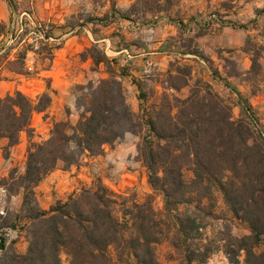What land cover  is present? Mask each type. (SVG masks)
<instances>
[{
  "label": "trees",
  "instance_id": "trees-1",
  "mask_svg": "<svg viewBox=\"0 0 264 264\" xmlns=\"http://www.w3.org/2000/svg\"><path fill=\"white\" fill-rule=\"evenodd\" d=\"M7 2L14 12L13 1ZM48 37L43 34V39ZM32 47H22L12 59L4 50L6 68L26 75L21 69L28 52L39 53ZM86 51L87 55H81L89 56L96 65L103 62L108 76L80 84L75 125L55 121L46 139L30 141L24 171L10 172L9 195L22 194L17 217L23 220L20 227L27 245L19 253L13 242L7 247L0 237V264H64L63 254L68 264H161L156 246L168 239L181 250L186 264H204L217 250L224 251L228 264H264V136L255 137L256 118L250 104L226 82L240 100L245 114L240 118L232 116L230 104L204 81L197 80L186 96H178L175 92L189 84L187 64L170 65L160 81L162 90L153 110H142L140 116L147 134L138 154L152 189L143 201L114 192L97 179L91 186L55 200L47 209L39 206L34 187L57 162L62 161L66 169L83 154L100 155L106 145L134 132L138 123L107 56L95 45ZM252 61L254 65L256 60ZM139 97L144 99L145 93L140 92ZM50 103L47 91L35 98L20 90L0 96L4 157L22 131H32L33 114L45 111ZM185 171L190 173L189 179ZM216 192L232 216L248 224L247 234L233 235L228 230L214 239L196 236L203 228L196 212L215 217ZM155 194L162 196L164 214L153 205ZM180 204L187 208L178 210Z\"/></svg>",
  "mask_w": 264,
  "mask_h": 264
},
{
  "label": "rangeland",
  "instance_id": "rangeland-1",
  "mask_svg": "<svg viewBox=\"0 0 264 264\" xmlns=\"http://www.w3.org/2000/svg\"><path fill=\"white\" fill-rule=\"evenodd\" d=\"M12 1L15 11L12 22L6 25L8 49L5 51L15 55L26 45H31L34 50L39 51L37 54L28 52L25 65L21 69L26 75L29 71L27 66L32 67L29 74L47 68L53 58V49L61 46L80 29L88 26L99 30L106 26L107 30H110L108 34L111 38L108 46L114 50L119 46L126 49L122 53H109V61L119 62L123 56L130 62L131 67L141 69L143 78L147 76V80L143 81L145 98L134 108L138 118L135 131L126 132L112 145H106L100 155L83 154L79 161L73 164L71 175L74 176V190L82 186H91L99 179L114 192L127 195L138 202L143 201L146 195L151 193L146 167L138 154L142 139L147 134L140 116L142 110H153L162 90L160 81L166 77L164 73L175 62L187 64L191 72L189 84L175 92L178 96H186L197 80L204 81L230 104L232 116L236 119L245 114L237 94L226 86L225 82L233 85L251 106L256 118V121L253 120L255 137L264 134V0H259L260 7L253 5L245 7L243 2H232V0L214 3L210 0ZM212 13L216 14L217 20L207 25L202 24V20ZM125 21H130V27L120 25L119 22ZM38 31L48 34L50 38L43 39V36L38 35ZM11 33L14 34V38H11ZM160 40L165 42V48L185 53L171 55L163 53L161 56L164 57L160 59L156 52ZM141 43L148 45L146 56L138 55ZM92 45L102 51L101 44ZM86 48L88 47L72 54V57L86 59L81 55L82 52L88 54ZM4 54V51L0 53V67L6 68L9 65ZM142 58L145 59L144 66L139 67L138 59ZM253 58L256 60L254 65ZM44 83L49 86L50 80L44 78ZM78 86V84L72 85L73 105L62 108L60 119L69 121L71 125H75L80 113L76 105L80 93ZM127 94L128 97L131 96L129 92ZM48 116L49 114L44 111L32 116V125L30 124L32 131L30 133L22 131L16 146L8 148L6 157H4L6 142L0 140V186H4L7 190L5 214L0 215V237L4 238L7 247L16 241L18 251L20 248H26L24 231L20 227L23 220L17 217L22 194L18 197L17 194L9 195V174L11 171H15V174L24 171L30 141L40 142L50 135L55 121L51 122ZM73 118H75L74 123L71 121ZM184 175L186 179L190 178L188 171H185ZM216 197L215 217L199 210L196 212L203 225L202 234L196 236L214 239L223 236L228 230L233 235L247 234L248 224L232 216L220 193L216 192ZM37 201L41 207L38 198ZM153 205L164 214V204L160 194H155ZM186 208L185 204L178 206L180 211ZM156 256L161 264H186L181 250L169 239L157 244ZM61 258L64 264H68L64 254ZM240 260L243 261L242 254ZM131 264H135L134 261H131ZM204 264H228V259L223 250H217Z\"/></svg>",
  "mask_w": 264,
  "mask_h": 264
},
{
  "label": "crops",
  "instance_id": "crops-1",
  "mask_svg": "<svg viewBox=\"0 0 264 264\" xmlns=\"http://www.w3.org/2000/svg\"><path fill=\"white\" fill-rule=\"evenodd\" d=\"M210 1L214 3L223 0ZM232 2H243L242 4H244L245 7H250L252 5L254 7H260L261 5L259 0H232ZM13 13L7 0H0V26L2 25V29L0 28V53L6 50L7 47L8 33L6 31V25L12 22ZM119 23L121 26L130 27V21ZM108 31L110 30H107L106 26L99 28V30H94L88 26L80 29L77 34L67 39L61 46L53 49V58L47 68L36 71L34 74L25 75L26 77L22 76L24 74H17L9 71L7 68L0 67V96L13 93L15 90H20L31 98H35L40 93L47 91L51 95V103L44 113L49 114L47 118L51 119V122L60 120L62 117V108L71 107L73 105V89L71 88L73 84H86L88 81L96 82L98 79L108 76L107 69L103 62L96 65L89 56L86 57V59H78L77 57H72V54L74 55L75 53L81 52L85 47H89L93 43L102 45V52L108 59H110L108 56L109 53L117 54L126 50L120 48V46L119 48L118 46L116 47L118 48L117 50L111 49L108 46L109 43H111ZM158 44L159 46H157L156 52L159 54L158 57L160 59L164 57L161 56L163 53L169 55L181 53L180 51L165 48V42L163 40L158 41ZM140 46L138 55L146 56L148 53L146 51L148 45L141 43ZM10 57H14V54H11V52H9L7 58ZM143 58L138 59V63H140L139 67L144 66L145 59ZM109 62L112 66L114 75L121 80L128 103L132 110L135 111V106L138 104L140 105L144 100L139 97V94L140 92H144L145 84L143 81L147 80V76L143 78L141 76V69L134 66L131 67L130 62L125 60L123 56L119 62L114 60ZM44 78L50 80L49 86L44 83ZM230 86L238 91L235 86ZM128 92L131 94L130 97H128ZM36 114H39V112H35L33 116ZM71 115L74 117L73 114ZM74 119L75 118L71 120L72 123L75 122ZM0 140L6 142L4 138ZM62 165V162H57L56 167L34 187L35 195L43 209H47L57 199H64L75 188L74 176L71 175L73 172V165H71L69 169H63ZM20 195L21 193H18L17 197ZM13 245L15 246V250L19 253H23L26 250V248L23 247L18 251L16 248V241L13 242Z\"/></svg>",
  "mask_w": 264,
  "mask_h": 264
},
{
  "label": "built area",
  "instance_id": "built-area-1",
  "mask_svg": "<svg viewBox=\"0 0 264 264\" xmlns=\"http://www.w3.org/2000/svg\"><path fill=\"white\" fill-rule=\"evenodd\" d=\"M213 20H217V16L215 13H212L209 16L205 17L202 20V24L207 25L210 22H212ZM38 32H39V35L42 37L44 32H40V31H38ZM48 38H50V37H48ZM27 68L29 71L32 70L31 66H27ZM261 135L264 136L263 133H261ZM6 203H7V190L4 186H0V215L5 214Z\"/></svg>",
  "mask_w": 264,
  "mask_h": 264
},
{
  "label": "water",
  "instance_id": "water-1",
  "mask_svg": "<svg viewBox=\"0 0 264 264\" xmlns=\"http://www.w3.org/2000/svg\"><path fill=\"white\" fill-rule=\"evenodd\" d=\"M2 248H3V241L0 240V249H2Z\"/></svg>",
  "mask_w": 264,
  "mask_h": 264
}]
</instances>
